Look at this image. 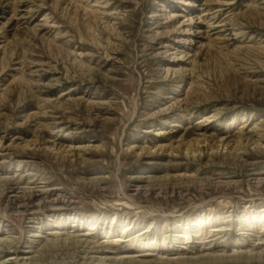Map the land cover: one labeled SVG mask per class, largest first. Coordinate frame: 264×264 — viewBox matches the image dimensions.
I'll return each mask as SVG.
<instances>
[{"label":"rangeland","instance_id":"1","mask_svg":"<svg viewBox=\"0 0 264 264\" xmlns=\"http://www.w3.org/2000/svg\"><path fill=\"white\" fill-rule=\"evenodd\" d=\"M0 264H264V0H0Z\"/></svg>","mask_w":264,"mask_h":264}]
</instances>
